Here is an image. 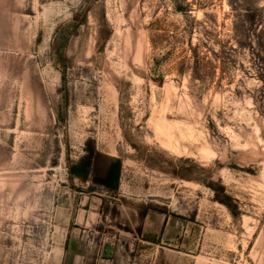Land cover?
I'll return each mask as SVG.
<instances>
[{"label":"rangeland","instance_id":"374dc122","mask_svg":"<svg viewBox=\"0 0 264 264\" xmlns=\"http://www.w3.org/2000/svg\"><path fill=\"white\" fill-rule=\"evenodd\" d=\"M0 264H264V0H0Z\"/></svg>","mask_w":264,"mask_h":264},{"label":"trees","instance_id":"16d2710c","mask_svg":"<svg viewBox=\"0 0 264 264\" xmlns=\"http://www.w3.org/2000/svg\"><path fill=\"white\" fill-rule=\"evenodd\" d=\"M98 152L95 150H88V154L81 157L76 163H73L69 166V178L70 179H79L81 181H85L89 179L90 172L92 169V157L94 154ZM122 170V161L119 158H110L108 167L103 176L98 177L94 176L91 181L96 185H99L102 189L107 192H114L119 187L120 175ZM220 184L211 183L210 187L215 192V199L225 204L232 212L233 208L229 200H232V196L225 192L224 186H221V194L220 191L216 188V186ZM89 192H94V187H89Z\"/></svg>","mask_w":264,"mask_h":264},{"label":"crops","instance_id":"0c3cea01","mask_svg":"<svg viewBox=\"0 0 264 264\" xmlns=\"http://www.w3.org/2000/svg\"><path fill=\"white\" fill-rule=\"evenodd\" d=\"M78 208H75L74 214V227H71V232H76V234L84 235L94 228L97 224L98 211L102 206V199L96 196H80ZM73 211V210H71ZM85 236V235H84Z\"/></svg>","mask_w":264,"mask_h":264}]
</instances>
